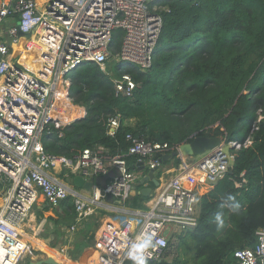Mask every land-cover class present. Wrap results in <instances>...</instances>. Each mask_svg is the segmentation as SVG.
Returning a JSON list of instances; mask_svg holds the SVG:
<instances>
[{"label": "built area", "instance_id": "obj_1", "mask_svg": "<svg viewBox=\"0 0 264 264\" xmlns=\"http://www.w3.org/2000/svg\"><path fill=\"white\" fill-rule=\"evenodd\" d=\"M160 1L0 0V178L5 183L0 202V264H26L24 257L32 254L19 225L38 193L52 207L72 199L74 220L69 232L93 209L103 207L107 194L112 195L121 206L96 234V264L136 262L133 255L141 253H135L134 247L145 242L149 247L142 252L144 261H159L171 237L197 225L196 187L210 185L232 169L240 148L234 139L222 141L196 161L179 157L172 171L164 169L162 157L178 147L130 132L124 136L126 148L114 153L97 143L67 157L49 153L43 146L42 136L50 133L52 125L66 126L86 114L69 94L67 75L79 65L98 64L116 97H133L138 84L132 75H116L107 67L108 60L113 57L118 64L141 71L151 67L163 22ZM117 30L121 35L116 49ZM4 34L11 39L9 45ZM14 45H18L15 58ZM77 109L78 114H73ZM119 125L118 115L109 116L106 134L113 137ZM129 156L134 158L133 168ZM58 167L63 169L61 178L51 172ZM149 170L160 174L147 208H126L136 182ZM74 175H108L109 180L105 186L93 185L89 198L83 199L64 181ZM254 234L252 246L233 252L237 264H264V227Z\"/></svg>", "mask_w": 264, "mask_h": 264}, {"label": "trees", "instance_id": "obj_2", "mask_svg": "<svg viewBox=\"0 0 264 264\" xmlns=\"http://www.w3.org/2000/svg\"><path fill=\"white\" fill-rule=\"evenodd\" d=\"M158 4L168 8L161 12L151 67L141 71L130 64H107L116 75H132L138 84L133 97H116L98 64L79 65L67 75L69 94L86 114L66 126L52 125L42 136L43 146L72 157L97 143L111 153L124 150L128 132L173 148L196 136L236 140L240 148L232 169L200 196L197 225L178 234L192 243L194 264H230L233 252L252 246L255 231L264 227V0ZM120 35L119 30L114 34L116 49ZM112 115L120 121L113 137L106 134ZM126 159L133 168L134 158ZM174 160L178 164L180 158ZM143 199L137 193L129 201L137 206ZM218 213L224 221L219 228ZM145 264L179 263L162 258Z\"/></svg>", "mask_w": 264, "mask_h": 264}, {"label": "crops", "instance_id": "obj_3", "mask_svg": "<svg viewBox=\"0 0 264 264\" xmlns=\"http://www.w3.org/2000/svg\"><path fill=\"white\" fill-rule=\"evenodd\" d=\"M40 1V0H38ZM6 35V34H4ZM24 39H21L22 43ZM18 45L11 47L13 51L12 57L15 58L17 53L15 52ZM199 156H194L188 159V161H196ZM177 163L174 159L169 160L164 164V169L172 171L177 167ZM52 174L57 175L61 178V173L63 174V169L58 167L51 171ZM167 172V171H166ZM144 174V172H142ZM160 171L154 174L157 179ZM102 175L94 176L101 177ZM109 180V176L100 179L99 182L106 183ZM68 184V183H67ZM210 185H199L196 187L198 194L201 196L208 192L212 188ZM5 183L0 178V192L4 189ZM69 187L72 188L70 184ZM144 186H151L152 190L156 189L152 183L145 182L141 184L139 181L135 184V196L138 191ZM73 189L76 193L83 199H87L90 196V191H85L83 189ZM131 196V197H132ZM145 197V196H144ZM151 199L150 196H146V199L137 203L134 206L131 201L125 203L126 208H134L139 210H145L147 208V202ZM1 202V197H0ZM121 204L116 199H103V207L99 209H93L92 212L84 218V220L76 226L75 231L69 232V227L74 220V205L71 198L63 200L56 207L50 206L41 194H37L36 200L29 210L24 221L19 225V229L24 237V240L31 245L32 254H28L24 257V263L29 264L30 262H35L38 260L46 259L47 255L51 254L55 258L60 256L61 263L68 264H96V252L94 248V241L96 234L103 223L106 221L107 216L112 215L117 208H120ZM60 244L61 251L58 252L56 247ZM71 254L73 256L72 260L65 258V254ZM233 264V263H230ZM234 264H237L236 262Z\"/></svg>", "mask_w": 264, "mask_h": 264}, {"label": "water", "instance_id": "obj_4", "mask_svg": "<svg viewBox=\"0 0 264 264\" xmlns=\"http://www.w3.org/2000/svg\"><path fill=\"white\" fill-rule=\"evenodd\" d=\"M5 40L7 44L9 45L11 42V39L9 38L8 35H5ZM223 141L222 137H208V136H196L194 137L190 142H185L181 145L178 146L176 150H172L170 153H167L163 155L162 160L163 161H168L177 157H183V158H192L194 156H199L204 154L206 151L212 150L215 147H217L221 142ZM139 170L143 169L142 167L138 168ZM108 175H102L101 177H88L84 178L80 175H74L71 179L72 183V190L73 192H76L73 187L78 188V189H83L85 191H90L93 185H100V186H105L104 182H99V178H105ZM150 181L153 186H158L159 181L154 177V170H149L147 171V175L142 178L140 181L141 184H144L145 182ZM135 188V187H134ZM152 192V187L151 186H144L138 191L142 196H149ZM4 193V189L0 192V197H2V194ZM106 200L108 199H115L112 195L107 194L104 197ZM118 201V200H117ZM62 201L59 202V204ZM119 202V201H118ZM62 244H60L56 249L58 252H62L61 250ZM58 258H55L53 255L49 254L47 255L46 259L38 260L35 262H30L29 264H65L61 263L62 258L60 259V256ZM65 258L72 260L73 256L69 253L65 254Z\"/></svg>", "mask_w": 264, "mask_h": 264}, {"label": "rangeland", "instance_id": "obj_5", "mask_svg": "<svg viewBox=\"0 0 264 264\" xmlns=\"http://www.w3.org/2000/svg\"><path fill=\"white\" fill-rule=\"evenodd\" d=\"M167 8H168L167 6H164L161 4L158 7V9H160L162 11H167ZM29 36H30L29 33L25 35V37H27V38ZM108 61H109L108 62L109 64L113 63V68H116V66H118V62L113 57H109ZM70 83H71V81H70ZM64 181L66 183L72 185L70 179H64ZM75 189H77V188L75 187ZM163 258L169 262L177 260L179 264H194L192 243L190 242L189 239H186L185 241H181L180 239H178V235L176 233L174 235V237H171V239L169 240L168 250H167V252ZM235 262H236V260L234 258H231V263L234 264ZM66 264H68V263H66Z\"/></svg>", "mask_w": 264, "mask_h": 264}, {"label": "clouds", "instance_id": "obj_6", "mask_svg": "<svg viewBox=\"0 0 264 264\" xmlns=\"http://www.w3.org/2000/svg\"><path fill=\"white\" fill-rule=\"evenodd\" d=\"M229 199H234V198L229 197ZM233 207H239V205L238 204H234ZM215 221H216V224H217L218 228L219 227H223L224 221H223V218H222L221 214L218 213L216 215ZM159 243H163V241H160ZM147 247H149L148 242L139 244V245L134 247V252L135 253H141L139 255H133V259L136 261V264H145L144 256L142 255V252Z\"/></svg>", "mask_w": 264, "mask_h": 264}, {"label": "bare ground", "instance_id": "obj_7", "mask_svg": "<svg viewBox=\"0 0 264 264\" xmlns=\"http://www.w3.org/2000/svg\"><path fill=\"white\" fill-rule=\"evenodd\" d=\"M21 41V40H20ZM77 111H79L78 109L73 113V114H78V112Z\"/></svg>", "mask_w": 264, "mask_h": 264}]
</instances>
